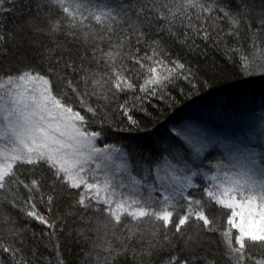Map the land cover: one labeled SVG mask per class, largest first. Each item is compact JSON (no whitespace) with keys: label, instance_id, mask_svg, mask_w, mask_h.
Returning a JSON list of instances; mask_svg holds the SVG:
<instances>
[{"label":"snow or ice","instance_id":"6c2138e0","mask_svg":"<svg viewBox=\"0 0 264 264\" xmlns=\"http://www.w3.org/2000/svg\"><path fill=\"white\" fill-rule=\"evenodd\" d=\"M24 8L7 31L5 14ZM212 52L239 76L264 79V0L258 8L254 0H0V205L49 230L46 264H67L57 235L64 221L53 214L62 196L104 218L92 234L103 238L105 261L166 245L162 264H222L214 252L191 253L206 243L203 232L219 233L227 264H264L248 246L264 251V120L243 147L203 121L159 134L148 126L159 123L153 98L172 108L169 89L180 82L183 97L213 87ZM113 129L147 139L108 143ZM214 208L230 212L223 231ZM4 222L0 264H27L23 237L37 233ZM145 222L159 225L147 251Z\"/></svg>","mask_w":264,"mask_h":264},{"label":"trees","instance_id":"16d2710c","mask_svg":"<svg viewBox=\"0 0 264 264\" xmlns=\"http://www.w3.org/2000/svg\"><path fill=\"white\" fill-rule=\"evenodd\" d=\"M23 2V0H18V4ZM128 2V0H125ZM229 4H236L239 0H226ZM255 4L258 6L261 0H254ZM28 9L24 8V14L11 13L5 14V28L7 31H12L14 27L23 22L26 18ZM224 27V25H222ZM155 39H164L166 41L165 46L170 50L175 48V44L172 40L167 39L166 36L161 37V35H154ZM11 50V45H9ZM196 60L203 61V57H198ZM7 61V58H6ZM209 62H214V67H209L207 70L214 76L215 83L211 89L202 90L197 95H189L188 97H183L179 94V89L183 88L187 91V88L183 82L179 83V87L176 89L170 88L169 91L171 95L175 98L177 103L172 107L168 106L157 99L153 98L151 100V105L158 107L161 111L160 113L153 112V115L159 116V123L153 128L152 125H148L152 131L157 134L163 133L167 127L170 125H176L184 123V121L190 117L192 112L196 111L199 107H208L210 105H217L218 100L221 99L220 109L222 113L218 116L219 118L226 115L227 109L234 105L236 111L239 109L240 113L246 114V112H252L255 116L261 114V105L264 104V79L258 77L244 78L235 73L232 66L226 64L223 57L218 53L212 52L209 58ZM169 103H171L169 101ZM149 111H153L150 107ZM235 111V112H236ZM142 116V114H140ZM228 115V114H227ZM226 115V116H227ZM137 118H140L138 116ZM219 118L207 119L212 121L214 124ZM112 119H117L115 114L112 115ZM235 118L228 123L234 124ZM223 124H227V121H222ZM124 127L123 124L119 125ZM122 138H135L140 140L141 138L147 139L143 132H115L113 129V135H110L107 140L108 143H116ZM219 152H214L216 154ZM75 195V193H73ZM199 198V197H198ZM73 201L69 200L66 196L59 197L57 199L56 205L53 208V214L63 218V223L58 227L62 228L63 231L57 232L59 236V242L63 252L64 259L67 264H162V261L167 258V246L163 248L157 246L156 251L153 252L151 256H141L140 248L137 247V255L133 258L131 252L127 256L118 257L116 260H112L111 257L105 261L104 257L107 255L103 248L105 247L103 243V238L97 240L95 235L92 234V230L96 229L99 224L104 220L102 216H97L94 213L84 214L78 208L73 207ZM44 211L43 208L40 209ZM45 215L47 213L45 212ZM227 215L225 211H220L216 208L210 213V219L215 218L216 225L223 231L226 228ZM7 216L9 220L16 222L17 228L31 227L32 231L37 233V237L33 238L31 232L25 233L23 239L25 240L27 247L24 250V255L27 260V264H46V261L53 260L54 254L52 252L53 241L47 238L46 233L49 231L45 226L39 225L38 222H33L30 225H26L21 214L6 205H0V236L6 234V229L9 227L7 223L4 222V217ZM84 217V221H81V217ZM91 218V223L87 221ZM159 225H153L151 222H145L140 225V231L144 233L145 245L144 250H148L147 242L152 240L150 233L155 231ZM79 232H83L84 235H78ZM44 235H41V233ZM196 226L188 228L187 233L193 239L196 238ZM102 236V230H101ZM86 238V239H85ZM200 238L206 243L201 244L199 247L196 245L190 246L191 253L195 255H203L206 251H211L217 254V258L222 262V264H227V260L224 257V246L222 244L221 237L219 233L216 234H205L200 233ZM251 248L253 254L261 253L264 251L253 246L248 245ZM32 249L36 250V255H32Z\"/></svg>","mask_w":264,"mask_h":264},{"label":"rangeland","instance_id":"374dc122","mask_svg":"<svg viewBox=\"0 0 264 264\" xmlns=\"http://www.w3.org/2000/svg\"><path fill=\"white\" fill-rule=\"evenodd\" d=\"M221 99L218 100V105L211 108L210 112L202 113L201 115L194 116V113L187 118L184 123L186 124H195L201 121L206 122L209 127L214 130L223 132L229 139H231L234 143H240L241 146H246L250 143L249 133L258 132L260 127V122L264 120V104L261 105V114L259 116L254 117V113L246 112V114H242L240 119L236 122L237 124H230L229 126H221L215 127L212 124V121H208L207 119L219 118L218 116L222 111L220 110ZM209 112V113H208ZM241 114V113H240ZM258 143V139L256 141ZM213 151V150H210ZM214 152H219L223 154V149L217 148Z\"/></svg>","mask_w":264,"mask_h":264},{"label":"bare ground","instance_id":"6f19581e","mask_svg":"<svg viewBox=\"0 0 264 264\" xmlns=\"http://www.w3.org/2000/svg\"><path fill=\"white\" fill-rule=\"evenodd\" d=\"M218 105V104H217ZM217 105H210V106H208V107H199V108H197V110L196 111H194L193 113H194V116H197V115H201L202 113H206L207 111H209L210 112V109L211 108H213V107H215V106H217ZM237 108V107H236ZM236 108L234 107V105L233 106H231V107H229L227 110V116L226 115H224V116H222V117H220L215 123H214V126L215 127H221V126H229L230 125V123H228L229 121H232V119L233 118H235V124H237L236 122L240 119V117H241V115H242V113L240 114V110L238 109L237 111H236ZM221 110V109H220ZM222 111H223V109H222ZM236 111V112H235ZM208 112V113H209ZM254 117H256V116H254ZM227 121V124H223L222 123V121Z\"/></svg>","mask_w":264,"mask_h":264}]
</instances>
